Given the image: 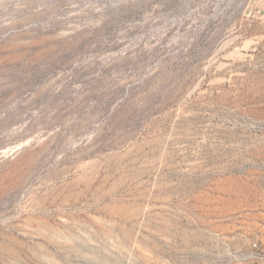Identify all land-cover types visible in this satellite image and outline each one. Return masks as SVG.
Here are the masks:
<instances>
[{
	"label": "rangeland",
	"instance_id": "obj_1",
	"mask_svg": "<svg viewBox=\"0 0 264 264\" xmlns=\"http://www.w3.org/2000/svg\"><path fill=\"white\" fill-rule=\"evenodd\" d=\"M0 264H264V0H0Z\"/></svg>",
	"mask_w": 264,
	"mask_h": 264
}]
</instances>
